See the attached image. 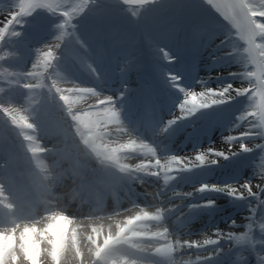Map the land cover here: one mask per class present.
Instances as JSON below:
<instances>
[{
	"label": "clouds",
	"instance_id": "1",
	"mask_svg": "<svg viewBox=\"0 0 264 264\" xmlns=\"http://www.w3.org/2000/svg\"><path fill=\"white\" fill-rule=\"evenodd\" d=\"M219 2L222 21L198 20L193 31L220 40L221 56L237 66L227 74L234 82L188 88L192 98H180L148 138L140 128L146 118L154 127L156 116L130 103L127 86L116 95L105 90L108 77L123 78L136 59L113 53L112 46L77 50L82 68V62L109 65L108 73L90 72L91 83L63 75L49 61L54 71L44 69L36 83L24 86L35 89L34 98L0 104V120L12 134L5 138L9 148L0 151V264H264V0ZM108 6L121 8L115 0H33L36 13L66 8L60 14L76 29L79 18H99ZM181 8L182 0H144L141 20ZM37 49L53 58L61 50L53 38ZM238 99L242 107L229 128L235 134L224 137L231 141L227 151L207 147L177 155L160 147L173 125ZM217 155L249 158L251 176L226 184L247 215L239 225L231 220L227 228L192 234L186 214L198 208L185 201L207 185L184 191L175 181L183 172L219 164Z\"/></svg>",
	"mask_w": 264,
	"mask_h": 264
},
{
	"label": "rangeland",
	"instance_id": "2",
	"mask_svg": "<svg viewBox=\"0 0 264 264\" xmlns=\"http://www.w3.org/2000/svg\"><path fill=\"white\" fill-rule=\"evenodd\" d=\"M12 4H13V0H4V9H9L12 6ZM212 16L215 19L222 21V17H220L219 14L216 13L214 9H212L211 12H208L205 8L200 7L198 5L197 0H182V8L178 14H173L172 10L165 9L156 18H152L149 20L134 21L129 15L124 13L121 8L117 9L112 6H108L104 8L99 18L92 16L81 17L75 23L77 24L76 33L79 34L81 30L87 27L86 26L87 24L89 25L95 21H100L98 33L95 34L98 35L99 38L96 39L93 36L87 38L78 35L80 39L84 41L85 44L91 48L93 53L96 52L97 47L100 44H103L104 48L108 49L110 46L108 43L113 42V44H115L118 47L119 44L121 43L117 44L116 41L119 40L122 37V35L119 32L116 33L111 24L112 21H116V22L121 21L122 23H125L126 30L128 31L127 35L130 34L131 32H134V43L139 42L132 49L134 51L132 53V56L136 58L135 59L136 66H140L143 64L142 62L145 59L144 58L145 51L147 52L148 51L147 49H150V47L147 46V44H145L147 43L146 40L144 39L140 40L139 34H141L142 37L144 31H148L150 34H152L155 32V30L159 29L158 26H160L159 25L160 23L165 22L167 20H169L170 22H174L177 21L178 19L184 24L183 30L185 33H187L186 39L184 40V44H183L184 46L183 53H184L189 51L193 47H196L198 44L200 45V43H198V39L196 38V34L193 31L194 23H196V21L198 20L210 19L212 18ZM57 23L58 20L56 17H53L46 12H37L33 16L26 18L23 25L17 28V30L21 32V35L19 37L13 39L10 36L8 37V39H12V40L10 43H7L5 45L6 48L4 49V51L7 52L9 49L11 51H14L17 55L13 58L8 59L5 62V64H3L2 67H0V86L7 87L6 78L3 76V72L5 69H7L9 72H13V71L26 72L31 70V64L35 60V50L41 47L43 44L50 41L55 36L56 34L55 25ZM233 38H234V33H233ZM212 42L213 44H211V46L213 48H217L216 46L217 44H219L220 40L218 39L217 44L214 42V40H212ZM237 43H242V42L237 41ZM117 47L114 48L113 53L125 52L124 49H122L121 47L120 48ZM118 49L120 50L118 51ZM77 50L83 52V49H80L78 45H75L71 41L67 42L59 52L60 60L57 66L63 75L73 80H77L78 82L81 83H90L93 80V77L91 76L89 71H86L84 68L80 66L77 59L75 58ZM221 51H222L221 49L217 48L215 56L221 57L222 55ZM138 54H140L141 57H139L140 60L137 61ZM189 54L190 52L185 54L184 57H177V60L184 61V63L181 64L182 67L181 69L184 73V76L188 78H192L195 77L198 73H196L197 71L193 70L194 66L192 65V59L190 58ZM221 58H225V57H221ZM94 66L97 68L98 72L100 69L103 68V64L94 63ZM236 67L237 66L229 68V70H227L226 72L229 73L232 71H236ZM132 77L133 75L129 76V78ZM185 77H181V78L184 79ZM227 80H232V79L231 77H228ZM23 82L25 81H21V83ZM31 82L35 83L34 80ZM14 90H16L19 95L20 92L25 93V96L27 97L26 89L16 88ZM11 97H12L11 98L12 101L18 100L17 96L11 95ZM5 124H6L5 121L0 120V134L2 133V126H4ZM5 138L6 137L0 135V151L7 150L9 148V144Z\"/></svg>",
	"mask_w": 264,
	"mask_h": 264
},
{
	"label": "bare ground",
	"instance_id": "3",
	"mask_svg": "<svg viewBox=\"0 0 264 264\" xmlns=\"http://www.w3.org/2000/svg\"><path fill=\"white\" fill-rule=\"evenodd\" d=\"M7 11L8 9H4V0H0V25H2V23L7 19ZM163 30L165 29L163 28ZM157 34L158 33L155 32L154 36H156ZM204 35L206 39L202 41L204 43L203 47L199 46V48L197 47L194 50L195 52L198 53V55L194 56V60L200 62L198 66L196 65L195 66L198 68L199 70L198 73H201V75H197V77H195L192 80L186 78L187 82L185 80L181 81L183 86L186 88L195 87L197 88L196 90H200L201 84L197 83V81H204L206 86H211L213 88L228 82H234L232 80H227L229 76L225 74H223L222 77H217V73H223L229 70V68H232L236 65L233 64L228 58L214 59L217 48H213L211 46V44H213L212 42L213 35L205 33V34H201V37ZM162 42L165 43L166 41H162ZM169 48L172 49L173 52L175 51L176 52L175 54H178V52L180 53L179 49L177 48H172V47ZM172 54L175 55L174 53ZM171 66L178 71L177 75H180L181 69L179 64L174 63V65ZM132 71L133 69L129 72V74H131ZM140 82H141L140 79L134 78L133 80L130 79L129 77L128 78L123 77L120 78V80L118 78L107 79L106 83L108 87L105 90H110L113 95H116L118 91H124L125 86H127V88L130 89V91H128L127 94L129 93L130 95L137 93V95H140V92H138L140 90L139 87ZM235 83L236 86H239L238 82ZM164 84L167 88H171V86L166 82V80H164ZM18 95L19 94L16 93V96L18 97L17 101L11 100L16 106H19L20 103H24L25 100L27 99L26 96L20 95L19 97ZM170 95L173 97V105L175 104V109H176V103H178L181 96L176 90L175 91L172 90L170 92ZM5 98L11 99L12 97L10 93H6L5 95H0V100H3ZM241 107H242V99L232 101L225 105L216 106L215 109L218 108L220 109L218 110L219 115L222 114L223 118L224 117L225 118L223 119L224 122L223 121L221 122V119H219V117L217 116L218 114H212L211 118H212V122L214 121L215 127L210 130L207 129V130L199 131L197 130L198 128L194 127L193 125H190L189 122H185L182 124L179 123L180 124L179 126L182 130L178 129L177 131L171 132L169 135L160 137L159 138L160 147L169 154H177V155H186V154L194 155V153L192 152H195L198 149L203 150L204 148L207 147H213L216 148L217 150H225L226 147L228 148L229 143L226 142L224 137H226L229 134H235V130L229 128L231 126V121L234 119V114L238 112ZM193 117L195 118L196 116ZM203 119L206 118L204 117ZM166 120L167 119H164L163 121L165 122ZM160 125L161 123L159 122L156 123V126L158 128ZM183 131L185 132L184 134L182 133ZM203 131H207V132L203 133ZM190 132H193L190 135V136L193 135L191 138L192 140L187 139L186 142L183 143V137H185V135ZM198 133H199V137L193 139L194 135ZM145 136L146 138H148L151 135L145 134ZM235 147H238V145H236ZM248 159L249 158L246 156L235 157L232 160L221 159L217 166L211 165V167H209L210 169L208 170H210V172L213 174L214 173L217 174L219 172L222 173L223 171L220 170H223L222 168L225 167V165H227L228 166L227 168H229L231 167V164H238L240 162L239 168L240 167L241 168L239 170L242 173L238 179H235L233 180V182L230 183H235L237 181L243 182L244 179H248L251 176V169L247 166ZM182 180H184V178ZM182 180L180 179L179 181H175L176 187L178 189H187L190 186V184L185 183ZM215 194L219 195L218 198H220L221 202L224 204L210 209L209 212L215 210L212 213V215L206 214L204 211L198 212L197 219H201L202 217L206 218V216L208 217L209 215L211 216L209 222L203 224L202 225L203 227L200 229V231H207L214 227L227 228L231 220H236L237 225H239L243 222V220L247 215L248 209L247 206L244 204V202L235 201L232 197H230L226 193L217 192ZM192 220L194 219H186L187 224L189 226L198 223ZM235 230L238 232V231H242L243 229L237 227ZM190 231L192 234L199 233V230L190 229Z\"/></svg>",
	"mask_w": 264,
	"mask_h": 264
},
{
	"label": "snow or ice",
	"instance_id": "4",
	"mask_svg": "<svg viewBox=\"0 0 264 264\" xmlns=\"http://www.w3.org/2000/svg\"><path fill=\"white\" fill-rule=\"evenodd\" d=\"M93 2H98V0H93ZM106 2L112 3V0H106ZM115 3L118 4L121 7L122 11L129 15L134 21L141 20L142 13L144 11V0H115ZM197 3L200 7L205 8L208 12H211L212 9H214L216 13L224 12V9L221 6L219 0H197ZM66 11V8H55L48 10L49 14L53 17H56L58 20V23L55 25L56 34L53 39L59 42L60 48H62L69 41L76 43L78 40V46L83 49L87 45L77 35L74 21L66 20L64 16L60 14L61 12L66 13ZM35 13L36 11L33 10V0H13L12 6L7 11V19L2 23V25H0V67H2L8 59L13 58L17 55L14 51H11L9 49L7 52H5V45L7 43H10L13 38H17L21 35V32L18 31L17 28L23 25L26 18L33 16ZM261 15H264V13H261ZM173 31V28L165 29L160 31L156 36H153L148 31H144L143 39L148 42V45L152 50L154 56L160 62L156 65V70L159 75L164 78L166 82L180 94L181 98H192V92L189 91L188 88L183 86L181 82L182 78L177 75L176 72L171 68V65L175 63L177 57L172 54V51L170 50L168 44L162 42L170 40L172 38ZM9 36L12 39H8ZM221 57H214V59H219ZM59 60V53H57L55 55V58H53V53L51 51L36 49L35 60L32 63L36 66L33 70V75H27V71L9 72L7 69H5L3 72V76L6 78L7 88L0 86V95H5L8 90L11 89L23 88L27 90V96L30 99L34 98L32 94L35 92V89L25 88L24 86L26 84L33 83L31 82L33 80L36 83L39 80L40 74L44 69H47L49 73L53 72L54 69L49 67L48 62L51 61L53 65H58ZM82 66L86 71H97L93 64L82 62ZM21 81L25 82L21 83ZM44 84L50 85V81L47 77L44 78ZM200 84L202 87L206 86L204 81H200ZM223 87H226V84L221 85V89ZM181 88H184L185 90L181 91ZM0 104L11 105L14 103L11 101V99L5 98L3 100H0ZM20 122H24L23 116H20ZM226 142L230 143L231 141L226 140ZM209 149H212V147H209ZM210 154H215V151L213 150ZM201 158L204 159L205 157L202 156ZM216 159L217 163H219L220 160L225 159V157L223 155H217ZM202 166L211 165L204 164ZM200 185H207V187H204L203 191L199 192L198 194H210L219 192L229 195L230 189L228 186H226V184L218 185L204 182L200 183ZM230 197L235 199V197L233 196ZM194 206H196L197 208H212L215 206V201L212 199H207L202 203L194 204Z\"/></svg>",
	"mask_w": 264,
	"mask_h": 264
}]
</instances>
